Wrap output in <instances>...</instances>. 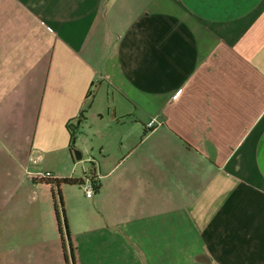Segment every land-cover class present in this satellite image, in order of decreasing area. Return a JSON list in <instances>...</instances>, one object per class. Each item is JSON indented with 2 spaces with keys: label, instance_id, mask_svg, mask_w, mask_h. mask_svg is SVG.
<instances>
[{
  "label": "crops",
  "instance_id": "obj_1",
  "mask_svg": "<svg viewBox=\"0 0 264 264\" xmlns=\"http://www.w3.org/2000/svg\"><path fill=\"white\" fill-rule=\"evenodd\" d=\"M61 179L75 264H264V0H0V264H66Z\"/></svg>",
  "mask_w": 264,
  "mask_h": 264
},
{
  "label": "trees",
  "instance_id": "obj_2",
  "mask_svg": "<svg viewBox=\"0 0 264 264\" xmlns=\"http://www.w3.org/2000/svg\"><path fill=\"white\" fill-rule=\"evenodd\" d=\"M74 135L70 133V146L72 147ZM55 191L53 192V202L55 203V217L58 225L59 236L62 241L63 256L66 264H75L73 258V251L70 243V236L68 227L65 220L63 201L59 191V185H83L82 180L77 179H61L59 181L52 182ZM61 218V219H60Z\"/></svg>",
  "mask_w": 264,
  "mask_h": 264
},
{
  "label": "rangeland",
  "instance_id": "obj_3",
  "mask_svg": "<svg viewBox=\"0 0 264 264\" xmlns=\"http://www.w3.org/2000/svg\"><path fill=\"white\" fill-rule=\"evenodd\" d=\"M91 91L94 92L95 88L92 87ZM90 135L85 132V128L83 133H77L75 131V143L73 150L79 151L82 155V159L80 160H75L76 163H78V166H82L84 168H90V164L87 161V158L92 156L93 158L98 157L97 150L91 149V147L94 148V145L90 143Z\"/></svg>",
  "mask_w": 264,
  "mask_h": 264
},
{
  "label": "built area",
  "instance_id": "obj_4",
  "mask_svg": "<svg viewBox=\"0 0 264 264\" xmlns=\"http://www.w3.org/2000/svg\"><path fill=\"white\" fill-rule=\"evenodd\" d=\"M155 120L154 119H151L148 123V126L149 127H152L154 124H155ZM40 179H48V178H51L53 179V176L46 172V173H43L42 175H39L38 176ZM96 187V183L94 181H88L86 182L84 185H83V188H84V192H85V196L86 197H91L94 193V189Z\"/></svg>",
  "mask_w": 264,
  "mask_h": 264
},
{
  "label": "water",
  "instance_id": "obj_5",
  "mask_svg": "<svg viewBox=\"0 0 264 264\" xmlns=\"http://www.w3.org/2000/svg\"><path fill=\"white\" fill-rule=\"evenodd\" d=\"M73 157H74L75 159L79 160L80 157H81V153H80L79 151L74 150V151H73Z\"/></svg>",
  "mask_w": 264,
  "mask_h": 264
}]
</instances>
